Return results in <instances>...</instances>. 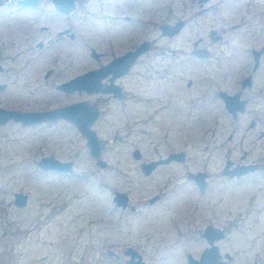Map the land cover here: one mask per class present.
<instances>
[{
	"label": "rangeland",
	"instance_id": "1",
	"mask_svg": "<svg viewBox=\"0 0 264 264\" xmlns=\"http://www.w3.org/2000/svg\"><path fill=\"white\" fill-rule=\"evenodd\" d=\"M212 1L208 3L213 6L212 12L197 17L195 0H80L71 17L74 40L70 42L63 35L43 51L35 47V42L47 36L38 33V21L47 23V18L55 14L49 0H42L40 10L15 11L12 3L0 6V21L21 25V29L15 27L19 30L15 37L27 34L32 38L27 47L0 46L4 68L0 80L9 84L10 93L5 90L0 97L9 99L7 103L13 106L27 103L32 107L40 98L45 106L50 101L60 106L79 99L76 94L64 95L50 88L43 75L52 66L60 83L83 73L93 65L88 46L102 50L98 46L105 43V30L112 32L116 52L130 44L122 38L133 33L139 34V40L153 39L155 45L187 48L202 35L203 44L216 58L226 55L231 66H242L251 60L250 47L264 42V0ZM41 13L42 18H35ZM125 13L134 21L120 25L119 16ZM178 19L186 22L180 34L163 37L159 24ZM52 23L55 30L68 24L66 17H54ZM210 29L222 32L220 42L210 41ZM206 68L204 77L211 73L210 65ZM146 114L132 118L138 119V124L132 126L131 133L126 127L120 128L123 143L107 142L103 155L107 166L103 168L90 155L83 136L65 123L38 132L14 125L0 129V264H125L122 250L126 246L138 251L145 264H188L189 254L198 259L208 246L202 236L207 225L225 232L217 244L222 257H232L230 264H264V173H253L242 180H230L222 174L230 147L227 118H214L219 122L214 126L209 118L192 117L186 119L183 130L170 129L173 137L185 142V146L180 142L187 152L185 164L160 166L145 176L131 149L138 147L143 160L168 150L162 130L167 116L155 124ZM112 119L117 123L123 118ZM109 121L107 115L106 125L100 127L106 141L119 129L110 128ZM212 125L218 126L215 134L206 131ZM258 152L253 150L246 159L253 160ZM43 155L72 160L73 173L42 170L36 162ZM239 155L235 150L230 158L238 159ZM185 170L208 174L205 193L185 178ZM18 191L28 195L27 204L20 208L13 204V193ZM114 191L130 192L139 206L137 213L121 214L114 209ZM156 193L161 199L149 205L146 199ZM123 216L124 222H118ZM107 249L117 252L120 260L109 256Z\"/></svg>",
	"mask_w": 264,
	"mask_h": 264
},
{
	"label": "flooded vegetation",
	"instance_id": "2",
	"mask_svg": "<svg viewBox=\"0 0 264 264\" xmlns=\"http://www.w3.org/2000/svg\"><path fill=\"white\" fill-rule=\"evenodd\" d=\"M20 1L25 0H8L7 2L0 3V6H8L12 3L15 7V11L25 9L40 10V5L42 3V0H34V2L30 0V2L33 3L30 5H22L19 3ZM211 1L212 0H195L198 7L197 17H203L205 14L212 12L213 6H211V4L213 1ZM224 1L225 0H218L217 4L223 3ZM209 2H211L210 6L208 5ZM49 3L52 6L53 0H49ZM79 3L80 0H75L76 8L69 14L56 11L54 6H52V10L55 14L52 15L51 18H47V23H43L42 20L38 21V33H45L47 36L38 37V40L35 42L36 48L41 51L48 47L50 48L55 45L63 35L67 36L70 42L74 40L75 34L72 31L74 26L71 24V17L79 8ZM224 7L226 6L224 5ZM37 17L42 18L43 14L37 15L35 18ZM54 17H66L68 24L58 30L52 29ZM119 18L122 21L120 25L131 24L134 21L132 15L129 13L121 15ZM177 23H182L177 31L170 34L164 30V26H173ZM185 23L186 22L182 19L175 20L173 23H170L168 20L167 22L163 21L160 23L159 28L163 37L172 38L180 34L185 27ZM19 26L21 25L13 26L6 23V21H0V46L9 49L22 45L27 47L29 45L28 41L32 38L28 37L27 34L20 35V38L15 37V33L19 31L15 29V27L20 28ZM207 37L211 42H220L223 35L219 30L210 29L207 33ZM138 38L139 34L137 35L134 33L124 36L122 39H127L130 41V44L122 46L120 50L116 52L114 50L115 42L113 40V34L109 30H105V43L104 45L98 46V48L102 50L97 49L96 46L93 45L88 46V58L91 59L93 65L86 68L83 73L72 75L67 80L61 81L60 83L56 82L59 76L55 72V69L52 66L47 68L43 75V80L47 82L50 88L64 95L76 94L80 97L79 99L60 106L50 101V103L45 106L42 103L43 98H40L35 101L36 105L32 107L28 106L27 103H22L20 106H13L7 103L9 99H2L4 97H0V110L29 113L44 112L70 104L86 102L89 106V110L94 109L97 112L89 128L94 130L100 140V159L103 161H105L103 155L106 150L107 142L110 144L123 143L125 137L119 135L120 128L126 127L128 128L127 132L131 133L130 129H132V126L134 128L135 125L138 124V119L133 120L132 118H138L142 113L143 115L147 113L146 115H148L149 120L158 124L162 123V118L167 116V118L171 120L169 121L167 119L166 125L162 128V130L166 132V137L164 139V144L166 148H168L166 154L149 160H143L142 153L138 147H133L131 149L132 157L140 162L139 167L145 176L152 175L160 166L185 164L187 152L180 147V142L182 141L184 146L185 142L179 137H173L170 129L183 130L185 128L186 119L192 117H195L197 120H201L202 117L209 118L210 122L215 126L218 125L219 122L215 121L214 118L225 116L228 122L227 127L229 128L226 139L227 142L230 143L225 165L230 162L226 171H232V175L224 173L225 166L222 174L227 176L230 180H242L253 173H264V169L262 168L264 165V42L260 45L250 47L249 53L252 61H247L244 65L234 68L231 66L226 55H223L225 58H220V56L216 58L214 56L213 50L203 44L204 37L202 35H198L197 38L192 41L190 48L184 46L155 45L153 39L149 41L147 39L139 40ZM197 51H205L206 54L203 52L199 55L196 53ZM1 52L0 47V62L2 61ZM135 52H137V54H135ZM106 54H109V56ZM211 59H215V61L209 63ZM188 65H190V67H188ZM206 65H210L211 73H209V76L204 77L203 75L206 73L207 69ZM3 71L4 68L0 63V73ZM202 71H205V73L203 74ZM85 74L87 75L85 76L86 82L83 88H75L71 92L58 89L59 84ZM94 89L97 91H94ZM5 90L8 92L9 84L6 81L0 80V95H3L1 92ZM41 91L42 90H40V92ZM9 94L6 93V96ZM226 100L227 102H225ZM107 115L110 117V121L108 122L110 128L119 129H116L117 133L115 137L109 138L106 141L100 134V127H102L104 118ZM113 117L123 118L124 120L119 119L116 123L112 119ZM59 122L65 123L67 126L77 130L74 123L69 122L65 118L46 120L25 126L22 125L21 122L9 119L4 123H0V129L8 125H14L18 126L20 129H37L35 132H38L44 127H49ZM103 124L106 125V123ZM214 126L208 127L206 131L215 134L218 126ZM83 138L85 139L84 136ZM235 150L240 152L238 159L230 158ZM253 150H259L256 158L247 160V155H250ZM260 151H262L263 154ZM171 155H174L173 159L168 163L158 164L151 169L148 174H146L141 167L142 163L148 164L153 161L166 159ZM42 157H53L62 162L70 161L73 170L72 160L59 159L54 155H43L37 160L36 164ZM95 160L96 164L99 166L96 158ZM106 166L107 162L105 161L104 167ZM240 166H252L254 168L246 173L238 175L237 171ZM189 173L196 175L198 178L201 176V182L203 184L202 189L197 184L196 178L190 180L187 178ZM184 175L188 181H193L195 183L200 193L203 194L208 189L209 176L205 171L185 170ZM174 179H176V176ZM116 192L126 194L127 198L125 201L118 200L123 205H117L114 201ZM17 193L23 192L18 191L13 193V204L15 194ZM23 194L27 197V204L28 195L26 193ZM160 199L161 195L156 193L149 196L146 202L149 205H153ZM111 201L114 209H117L121 214H123V212L134 214L139 210V206L133 202L131 193L128 191H114ZM120 221L124 222V216L120 217L118 222ZM128 247L137 252L141 257V262L145 264L142 255L131 246H126L122 250V255L125 257L124 263L129 259V255H131L130 253L126 256L123 253ZM115 253L118 254L117 252ZM112 257L115 258V256ZM120 257L119 255V258L115 259L120 260ZM134 260H138V257ZM195 260H199V258Z\"/></svg>",
	"mask_w": 264,
	"mask_h": 264
},
{
	"label": "water",
	"instance_id": "3",
	"mask_svg": "<svg viewBox=\"0 0 264 264\" xmlns=\"http://www.w3.org/2000/svg\"><path fill=\"white\" fill-rule=\"evenodd\" d=\"M8 0H0V3L7 2ZM34 2V0H32ZM30 0L20 1L19 3L22 5H30ZM33 5V4H32ZM53 6L56 11L69 14L76 8L75 0H53ZM182 23H177L173 26H164V30L168 33H173L179 29ZM165 32V31H164ZM205 53V51H197V54ZM137 54V52H135ZM206 54V53H205ZM85 75H80L76 78H73L71 80H68L67 82L61 83L58 85V89L65 91V92H71L75 88H83L85 84ZM80 86V87H77ZM94 91H97L94 89ZM232 99V98H231ZM227 102V100L225 101ZM96 111L93 109L89 110V106L86 102H80L76 104H70L64 107H59L55 109H51L44 112H19V111H6V110H0V123H4L8 121L9 119H12L16 122H21L22 125H29L32 123H40L46 120H56L60 118H65L69 122L74 123V125L77 128V131L83 135L86 139V145L89 149V153L91 156L97 159V163L100 167L105 166V161L100 159V153H101V143L94 132V130L90 129L89 126L91 122L94 120L96 116ZM93 115V116H92ZM181 156V154H180ZM174 155H171L170 157L166 159H161L158 161H153L148 164L142 163L141 167L144 170L146 174L149 173L151 169H153L158 164L162 163H168L171 159H173ZM230 162H228L229 164ZM228 164L225 165L224 173L232 175V171L227 172L226 168ZM38 167L47 171H54L62 174H71L73 173L72 170V163L70 161L62 162L56 158L53 157H42L38 163ZM254 167L252 166H240L239 170L237 171V174L246 173L250 170H252ZM264 169V165L262 166ZM198 176V174H197ZM187 178L195 179L197 184L200 186V188H203V184L201 182V176L198 178L196 175L189 173ZM26 195L23 193H17L15 194L14 204L16 207H23L26 205ZM127 198L125 193L116 192L114 201L117 203V205L122 204L118 200L125 201ZM123 205V204H122ZM203 237L206 239L208 246L205 247L199 257V260H195L191 257V255L188 256V264H230L231 256L228 254L224 255L222 257L220 253V248L217 244V242L225 237L224 231L216 226L207 225L204 228L203 231ZM106 252L110 256H115V258H119V255L116 254L112 249H107ZM124 255H129V259L125 261V264H143L141 262V257L138 255L137 252H135L132 248L128 247L124 250ZM136 257H138V260H134Z\"/></svg>",
	"mask_w": 264,
	"mask_h": 264
}]
</instances>
